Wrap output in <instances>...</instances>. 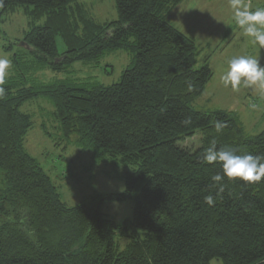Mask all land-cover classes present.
<instances>
[{"label":"trees","instance_id":"trees-1","mask_svg":"<svg viewBox=\"0 0 264 264\" xmlns=\"http://www.w3.org/2000/svg\"><path fill=\"white\" fill-rule=\"evenodd\" d=\"M115 1L118 19L98 24L79 0H0V26L20 7L49 16L24 35L30 51L12 54V74H0V264H264V177L217 184L221 162L204 160L213 142L264 157V130L250 134L231 111L193 107L213 73L196 64L195 41L168 20L183 0ZM117 50L133 54L118 82L70 76L73 63ZM44 70L69 76L41 81ZM38 97L52 103L60 141L92 150L114 170L133 169L124 173L125 191L76 206L62 201L25 147L33 121L20 108ZM197 135V146L184 144ZM132 195L134 215L122 225L102 211L104 200Z\"/></svg>","mask_w":264,"mask_h":264},{"label":"rangeland","instance_id":"rangeland-1","mask_svg":"<svg viewBox=\"0 0 264 264\" xmlns=\"http://www.w3.org/2000/svg\"><path fill=\"white\" fill-rule=\"evenodd\" d=\"M89 15L98 23H108L118 19L115 0H79ZM187 3V4H185ZM242 7L249 11L264 9V0H240ZM168 17L176 28L195 41L198 49L196 64H208L213 75L203 92L192 102L193 107L203 110H228L237 116L244 131L256 134L264 130V92L256 86H246L243 81L237 89L225 86L222 76L227 72L229 61L239 56H249L260 60L264 65V46L253 42V38L244 34L234 19V9L230 0H193L181 2ZM189 12L188 16L185 14ZM49 16L40 18L29 16L24 7L15 13H8L1 23L0 59L9 61L3 75L12 74L11 56L24 49V35L38 26L48 23ZM264 30V29H262ZM58 52L61 56L67 46L57 32L55 35ZM133 54L126 50H117L100 59L97 63L77 61L69 69L72 77L79 81L96 80L103 85L118 82L122 72L128 68ZM41 81L68 77L67 73L44 70L37 74ZM252 102L255 106L253 107ZM20 110L30 114L33 126L25 138L27 151L38 160L47 173L62 201L68 206H76L88 201L96 193H119L126 190L124 173L131 167L114 170L107 162H97L92 150H84L80 145L60 141L58 122L54 119V107L44 97H38L24 103ZM199 136L184 142L186 146H197ZM136 191V190H135ZM124 201L104 200L102 211L117 224L132 219L135 197ZM126 239H121V248ZM210 264H223L221 258H213Z\"/></svg>","mask_w":264,"mask_h":264},{"label":"clouds","instance_id":"clouds-1","mask_svg":"<svg viewBox=\"0 0 264 264\" xmlns=\"http://www.w3.org/2000/svg\"><path fill=\"white\" fill-rule=\"evenodd\" d=\"M234 9V19L243 29L244 34L253 38L254 43L264 46V9L249 11L246 6L240 5V0H230ZM7 59H0V74L8 67ZM225 86H231L234 90L239 87L241 82L246 86H256L261 92H264V65L260 60L249 57L239 56L229 61L227 72L222 76ZM223 125L219 122L215 125L217 132L221 131ZM204 160L208 163L221 162L223 172L212 177L213 181L219 184L228 178L229 180H240L244 182H255L264 177V157L254 156L252 154L237 155L230 147L216 149L213 147L207 149L204 154ZM223 191V188L220 189ZM205 202L209 205L214 203L211 195L205 197Z\"/></svg>","mask_w":264,"mask_h":264},{"label":"crops","instance_id":"crops-1","mask_svg":"<svg viewBox=\"0 0 264 264\" xmlns=\"http://www.w3.org/2000/svg\"><path fill=\"white\" fill-rule=\"evenodd\" d=\"M183 1L184 2H192L193 0H183ZM185 4H187V3H185ZM185 14L188 16L189 12L188 13L185 12Z\"/></svg>","mask_w":264,"mask_h":264},{"label":"water","instance_id":"water-1","mask_svg":"<svg viewBox=\"0 0 264 264\" xmlns=\"http://www.w3.org/2000/svg\"><path fill=\"white\" fill-rule=\"evenodd\" d=\"M27 47V46H26Z\"/></svg>","mask_w":264,"mask_h":264}]
</instances>
